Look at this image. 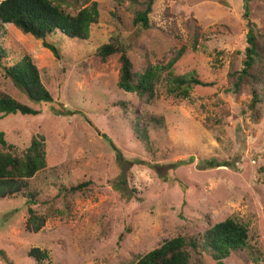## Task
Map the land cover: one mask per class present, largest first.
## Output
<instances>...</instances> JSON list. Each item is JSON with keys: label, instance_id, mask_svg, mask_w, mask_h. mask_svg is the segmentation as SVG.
Masks as SVG:
<instances>
[{"label": "rangeland", "instance_id": "374dc122", "mask_svg": "<svg viewBox=\"0 0 264 264\" xmlns=\"http://www.w3.org/2000/svg\"><path fill=\"white\" fill-rule=\"evenodd\" d=\"M147 1L88 0L98 5L99 18L87 40L60 33L46 39L60 60L31 36L0 28L3 64L30 56L53 100L32 104L0 69V94L40 112L0 117V132L13 146L0 152L20 156L37 135L46 151V168L0 199V264H37L31 249L47 253L43 264H134L165 241L225 219L247 226L250 249L222 264H264V102L253 113L248 85L232 93L248 20L264 52V0L248 2L247 19L243 0H153L149 28L141 30L132 21ZM116 33L134 73L166 64L183 49L174 74L195 72L213 86L195 87L190 100H179L165 94L163 74L151 102L122 91L118 55L95 56ZM60 108L74 114L57 115ZM135 121L147 128L149 146L134 132ZM212 159L234 167L205 168ZM27 195L44 219L37 233L26 229ZM190 263L215 261L192 252Z\"/></svg>", "mask_w": 264, "mask_h": 264}, {"label": "trees", "instance_id": "16d2710c", "mask_svg": "<svg viewBox=\"0 0 264 264\" xmlns=\"http://www.w3.org/2000/svg\"><path fill=\"white\" fill-rule=\"evenodd\" d=\"M243 0L244 17L249 16L248 2ZM153 0H148L143 11H137L133 17V25L141 30L149 28L148 15L151 11ZM99 10L96 2L88 4V0H2L0 2V28L10 25L20 33L29 35L41 42L42 48L48 50L51 55L60 60L57 48L49 44L47 37L60 33L69 40L85 41L89 38L91 25L97 24ZM120 23V18L114 16ZM242 68L234 72L233 91L238 94L242 85L246 84L250 91L248 109L255 112L256 107L264 102V89L261 86L264 73V52L257 44L255 25L248 20ZM183 49L177 51L166 64H147L141 73L133 72V64L128 57L126 47L122 44L119 34L111 37L106 44L101 45L95 51V56L100 61L118 55L120 64L119 80L117 87L122 91L135 94L138 98H145L151 102L155 96V87L165 74V94L179 100H190V92L195 87H212L199 79L195 72L184 75H176L173 66L182 56ZM7 58V52L0 43V69L3 76L9 79L12 85L19 90L29 102L35 105L51 104L52 97L43 86L40 74L30 56L25 55L15 63L6 66L3 60ZM39 110H34L23 105L11 97L0 94V117L8 115H21L35 117ZM57 115H71L73 112L64 108L56 110ZM74 114V113H73ZM217 121L221 122L220 119ZM156 125L162 121L155 120ZM141 125V121H135L134 132L139 139L149 146L147 128ZM0 146L11 150L4 133L0 132ZM193 161V158H189ZM186 161H181L185 164ZM234 167V164L219 163L215 159L204 161V167L208 169L218 167ZM46 168L45 139L37 135L30 139L28 146L21 155L12 152H0V199L18 193L24 185V181L31 179L35 174ZM87 184H79L70 187V192H75L86 187ZM27 224L28 231L37 233L44 224V219L36 216L30 207L35 205L33 195H27ZM250 249L249 234L245 224L234 219H225L210 226L202 232L191 236H178L163 242L159 247L140 257L134 264H191V253L196 256L207 254L215 264H222L231 254ZM28 257L37 264H43L48 259L47 253L38 249H31ZM198 263H201L197 259Z\"/></svg>", "mask_w": 264, "mask_h": 264}]
</instances>
